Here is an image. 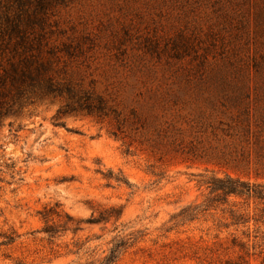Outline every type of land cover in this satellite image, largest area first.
<instances>
[{
	"label": "rangeland",
	"instance_id": "rangeland-1",
	"mask_svg": "<svg viewBox=\"0 0 264 264\" xmlns=\"http://www.w3.org/2000/svg\"><path fill=\"white\" fill-rule=\"evenodd\" d=\"M45 20L50 75L92 112L44 97L0 120V264H107L120 239L112 264H264V207L203 212L198 184L264 186V0H61ZM55 205L82 232L49 241Z\"/></svg>",
	"mask_w": 264,
	"mask_h": 264
},
{
	"label": "trees",
	"instance_id": "trees-1",
	"mask_svg": "<svg viewBox=\"0 0 264 264\" xmlns=\"http://www.w3.org/2000/svg\"><path fill=\"white\" fill-rule=\"evenodd\" d=\"M61 0H0V120L14 114L16 107L24 101L35 98L59 97L77 100L85 109L92 112L89 97L79 95L69 85L57 84L50 75V58L55 56V48L47 41L46 16L52 6ZM63 51L71 55L69 47ZM44 53L49 58H44ZM97 112H103L102 102H98ZM72 106L66 105L70 110ZM241 160L250 164V157L244 152ZM199 186L208 191V199L203 205V212L215 210L231 204L232 199L252 201L264 207V186L252 185L241 179H233L230 175L223 178L200 176ZM197 207L184 208L175 218L189 222L199 213ZM123 210L111 208L101 213L98 218L86 221L89 226L107 225L111 221L117 223ZM45 227L43 233L49 241L71 232L76 235L82 232L83 221L65 213L59 205L45 208L41 213ZM13 243V239H9ZM126 244L120 239L105 258L107 264L114 263L126 250Z\"/></svg>",
	"mask_w": 264,
	"mask_h": 264
}]
</instances>
